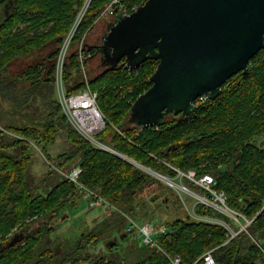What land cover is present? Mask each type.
I'll list each match as a JSON object with an SVG mask.
<instances>
[{
    "label": "trees",
    "instance_id": "16d2710c",
    "mask_svg": "<svg viewBox=\"0 0 264 264\" xmlns=\"http://www.w3.org/2000/svg\"><path fill=\"white\" fill-rule=\"evenodd\" d=\"M112 1L90 0L73 41L92 27L99 11ZM145 1L120 0L129 10ZM84 2L0 0V264H48L47 260L52 259L55 264H171L169 258L174 256L180 264H200L206 252L212 254L215 264H264V49L251 59L247 73L239 72L224 84L219 97L199 98L194 102L197 109L189 116L170 114L158 127L140 129L127 123L131 105L151 86L149 78L156 61L147 60L132 72L123 62L114 70L101 67L93 80L67 88L71 94L87 84L97 93L98 107L107 120L98 139L141 167L169 178L176 176L174 169L184 173L194 170L197 177L211 175L212 188L224 193L226 204L252 220L247 232L229 240L221 225L191 218L170 187L141 168L94 147L75 133L60 114L54 94L55 61ZM50 47L47 56L40 54L23 70L13 71L16 62H24L33 53ZM85 47L83 52L89 58L99 56L95 45ZM78 65V54H68L64 80L70 78L69 70ZM37 99L46 113L36 119L25 112ZM62 128L72 150L59 164L60 169L78 166L80 183L103 200L100 206L110 214L91 230L79 233L72 246L66 247L72 249L57 256L47 249L45 236L50 228L43 222L58 217L83 195L55 171L36 185L30 164L32 149L44 153ZM183 183L209 197L188 179L184 178ZM156 184L172 195L173 204L183 210L174 220L158 225L172 231L158 236L165 254L139 241L131 245V263H125L129 257L117 252L115 241L108 244L105 254L86 253L91 243L123 236L128 219L137 216L139 194ZM194 212L231 223L199 203ZM39 219L44 221L35 229L29 228L28 223ZM14 235L19 240L10 245Z\"/></svg>",
    "mask_w": 264,
    "mask_h": 264
},
{
    "label": "water",
    "instance_id": "95a60500",
    "mask_svg": "<svg viewBox=\"0 0 264 264\" xmlns=\"http://www.w3.org/2000/svg\"><path fill=\"white\" fill-rule=\"evenodd\" d=\"M95 49L108 70L157 62L127 123L158 127L170 114L189 116L197 99H216L230 78L247 73L264 49V0H147L129 15L114 14Z\"/></svg>",
    "mask_w": 264,
    "mask_h": 264
},
{
    "label": "rangeland",
    "instance_id": "374dc122",
    "mask_svg": "<svg viewBox=\"0 0 264 264\" xmlns=\"http://www.w3.org/2000/svg\"><path fill=\"white\" fill-rule=\"evenodd\" d=\"M89 4H90V0H85L82 8L76 15L75 21L79 19V24ZM107 6L99 11V16L94 21L92 27L87 31H85L80 39L76 41H73L72 39V42L69 48L67 49V56L68 54L74 51L76 54H79V51L83 50V48L86 45L92 46L99 44L102 35L107 31V24L113 20V16L109 15L106 12ZM71 28H73V25ZM62 45L63 42L61 46ZM49 49H51V47L46 48L42 52L33 53V55L29 56V58H26L24 62H16L13 67V71L19 72L20 70H23L27 65L33 63V60L36 59L35 57H38L40 54L47 56V54L51 51ZM84 57L85 58L83 60V63L79 62L77 68H73L69 70L70 78L67 81L64 80L65 73H63V80H64V86L66 88V93H67V88L76 87L78 86V83H82V82L87 83L90 80H93L97 76V74L101 72L102 68L100 66V57L98 55L93 58H89L90 56L87 55L85 51ZM76 71H78L79 74H77ZM86 86L88 85L86 84ZM76 91L78 92V90ZM54 94L56 97L55 85H54ZM71 94L67 93V95H71ZM33 107L36 109H34ZM44 110H45L44 107L40 105V100L37 99L33 102V105L29 108V110H27V112L25 113H28V115L29 113H31L33 117L37 119L42 117L46 113ZM60 114L64 116L61 109H60ZM66 122L68 123L67 119ZM65 132H66L65 129L63 128L59 129L54 135L52 142L46 147L44 153H42L41 149L38 148L32 149L30 174L36 185L39 183L41 179L46 178L50 171L51 172L55 171L63 175V177H66L69 171L72 170V168H74L71 167L70 169H60L59 167V164L64 160L66 155H68V153H70V151L72 150V145L67 139ZM123 157L125 158L123 159L124 161L140 168V165L135 163L133 160L127 158L124 155ZM175 182L177 184H180V179L176 178ZM84 189H85L84 191L88 190L85 187ZM189 194L190 195L182 194V197L186 202V204L189 206V208L192 207L196 202L204 201V198L196 193L192 192ZM82 195H83L82 199H80L74 205L68 206L55 219L46 220V222H43L44 219H39V221L35 220L34 222L28 223L29 228L31 229H35L36 227H38L40 225L39 223L41 222L46 223V227L50 228V232L46 234L45 240L48 241L47 249L53 252L52 254L56 253V255L59 256L62 255L64 251L66 252L70 251L72 247L69 248L66 247H68L69 245L72 246L74 241L77 239L79 233H83L82 231H87V229L91 230L95 223H98L102 220L109 218L107 216L110 213L109 214L106 213L104 207L100 206L101 204H99L98 207L90 208L88 206V201L87 200L85 201V197L83 193ZM172 199L173 196L169 195V193H166L160 184L153 185L139 194L138 200L136 201V205H135L136 206L135 208L138 211L137 216L135 215V217L133 216L131 217L129 216V217L138 224L144 222L149 223L152 221L153 222L152 225L157 228L160 223L166 221H172L176 216L183 213V210L180 211L178 207L173 204ZM17 229L18 226L12 230V233L16 232ZM112 239L114 241V238H105L104 240L98 241V243L96 244L93 243L89 244L86 247V253H89V255H93V256L98 255L100 252L104 254L107 253L108 252L107 246L112 242ZM134 241H137L135 239L134 233L130 234L126 239L125 238L119 239V241L116 242V244L120 254L122 252L123 253L122 255H125V257L126 256L129 257V255L131 254L130 251L132 247L131 245H133ZM54 260L55 259H52L51 261L47 260V263L55 264ZM131 260H132L131 257L126 258L125 263L128 262L131 263L132 262ZM81 264H89V263L83 261L81 262Z\"/></svg>",
    "mask_w": 264,
    "mask_h": 264
},
{
    "label": "built area",
    "instance_id": "2783aa9c",
    "mask_svg": "<svg viewBox=\"0 0 264 264\" xmlns=\"http://www.w3.org/2000/svg\"><path fill=\"white\" fill-rule=\"evenodd\" d=\"M135 9L136 7H133L131 10H129L124 4L120 2V0H114L107 6L106 12L111 16H113L114 14L129 15L134 12ZM78 24L79 19L74 22L73 28H71L68 35H66L63 41V45L60 47L58 56L55 61V98L70 127L75 131V133H77L82 139H84L94 147L108 152L111 155L123 160L125 158L122 154L118 153L107 144L98 140V134L105 129L107 120L98 107L97 93L91 91L88 86H86L85 89H82L71 95H67L66 93V88L64 86L63 80L64 63L67 58V49L72 42ZM84 55L85 52H83V50L79 51V62L83 63V60L85 58ZM128 71L132 72L131 70ZM140 168L147 174L155 177L156 179L162 181L165 185L170 187L181 200V203L184 206V211H186L191 218L206 220L221 225L226 230V234L229 237V240L233 239L241 232H247V228L250 226L252 220H248L240 211H236L226 204L224 193L216 192L212 188V185L214 184V178L211 175L204 174L200 177H197L194 170H189L184 173L178 169H174L176 171V176L174 178H169L149 168H142L141 166ZM80 173V168L76 166L69 171V173L66 175V178L74 184V186L80 193L82 192L84 194L85 201H88V206L90 208L98 207L99 204L103 203V200L92 191H84V186L79 181ZM176 178L180 179V184H177L175 182ZM184 178L194 183L201 190L208 192L209 197L196 193L185 186L183 183ZM192 192L203 197L204 201L196 202L192 207L189 208V206L184 201L182 194L190 195L189 193ZM198 203L204 205L207 208L213 209L216 212L227 217L232 224L196 215L194 212V206ZM128 220L127 230H131L134 233L135 239L139 241L140 245L150 249H156V251L158 252H163L159 244L158 236L172 232L169 228H156L148 222L138 224L132 219ZM169 259L171 264H180V259L177 256L170 257ZM200 264H215L212 254L210 252H206L202 256Z\"/></svg>",
    "mask_w": 264,
    "mask_h": 264
},
{
    "label": "flooded vegetation",
    "instance_id": "af4514ba",
    "mask_svg": "<svg viewBox=\"0 0 264 264\" xmlns=\"http://www.w3.org/2000/svg\"><path fill=\"white\" fill-rule=\"evenodd\" d=\"M87 231H88V229H87ZM125 232H126V233L123 234V236L125 237V239L128 238V236H129L130 234H133V232H132L131 230H127V227H126V229H125ZM120 236L123 237V236L120 235V234H118L117 236H115V238L113 237L115 243L118 242L119 239H121ZM116 237H117V238H116ZM117 240H118V241H117ZM112 242H113V239H112ZM112 242H111V243H112ZM116 250H117V252H119L118 249H116Z\"/></svg>",
    "mask_w": 264,
    "mask_h": 264
},
{
    "label": "crops",
    "instance_id": "0c3cea01",
    "mask_svg": "<svg viewBox=\"0 0 264 264\" xmlns=\"http://www.w3.org/2000/svg\"><path fill=\"white\" fill-rule=\"evenodd\" d=\"M76 73H77V74H79V72H78V71H76ZM76 73H75V74H76ZM77 74H76V75H77ZM78 84H79V83H78ZM69 88H72V87H69Z\"/></svg>",
    "mask_w": 264,
    "mask_h": 264
}]
</instances>
